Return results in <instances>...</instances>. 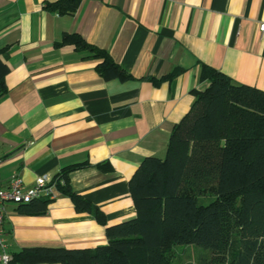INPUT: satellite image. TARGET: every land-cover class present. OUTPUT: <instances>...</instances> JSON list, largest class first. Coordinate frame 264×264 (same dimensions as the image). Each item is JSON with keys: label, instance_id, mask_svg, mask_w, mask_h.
<instances>
[{"label": "crops", "instance_id": "1", "mask_svg": "<svg viewBox=\"0 0 264 264\" xmlns=\"http://www.w3.org/2000/svg\"><path fill=\"white\" fill-rule=\"evenodd\" d=\"M53 1L0 0V59L9 68L1 180L18 174L30 186L79 164L67 172L71 189L115 224L134 216L128 180L144 157L164 156L191 89L208 84L205 67L264 90V0H80L63 14L45 7ZM65 32L108 51L132 77L105 80L95 59L55 44ZM3 216L9 253L107 241L104 226L60 192L42 214L8 202Z\"/></svg>", "mask_w": 264, "mask_h": 264}, {"label": "trees", "instance_id": "2", "mask_svg": "<svg viewBox=\"0 0 264 264\" xmlns=\"http://www.w3.org/2000/svg\"><path fill=\"white\" fill-rule=\"evenodd\" d=\"M79 1L45 7L70 13ZM55 44H72L82 58L95 59L105 80L132 77L108 51L76 32L63 33ZM204 69L208 84L191 89L192 104L171 130L164 156L144 157L128 180L134 216L107 224L104 212L70 187L67 172L79 164L66 166L54 176L63 178L58 192L104 226L106 243L24 246L10 253L9 264H188L175 253L177 245L207 250L199 264H264V90ZM8 70L0 59V97ZM50 200L17 209L42 214Z\"/></svg>", "mask_w": 264, "mask_h": 264}, {"label": "built area", "instance_id": "3", "mask_svg": "<svg viewBox=\"0 0 264 264\" xmlns=\"http://www.w3.org/2000/svg\"><path fill=\"white\" fill-rule=\"evenodd\" d=\"M259 29L264 31V22H261ZM62 177H50L39 175L30 186H25L23 179L18 174H13L6 183H3L0 176V263L9 264L11 255L8 252L4 238L3 213L4 205L8 202L14 204L27 203L31 200L47 197L54 198L57 193V184H62Z\"/></svg>", "mask_w": 264, "mask_h": 264}, {"label": "rangeland", "instance_id": "4", "mask_svg": "<svg viewBox=\"0 0 264 264\" xmlns=\"http://www.w3.org/2000/svg\"><path fill=\"white\" fill-rule=\"evenodd\" d=\"M175 253L180 255L183 261L188 264H199V261L209 255L207 250H203L200 247L194 245H177L175 247Z\"/></svg>", "mask_w": 264, "mask_h": 264}]
</instances>
